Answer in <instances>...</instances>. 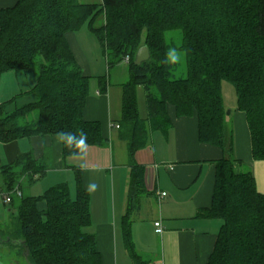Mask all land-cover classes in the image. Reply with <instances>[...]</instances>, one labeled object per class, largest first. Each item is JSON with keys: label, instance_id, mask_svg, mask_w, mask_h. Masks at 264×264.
<instances>
[{"label": "trees", "instance_id": "1", "mask_svg": "<svg viewBox=\"0 0 264 264\" xmlns=\"http://www.w3.org/2000/svg\"><path fill=\"white\" fill-rule=\"evenodd\" d=\"M86 23L109 69L130 58V80L122 86L120 134L130 156L122 229L134 264H148L132 236L133 214L148 194L144 168L134 158L147 144L148 122L154 129L170 127L169 105L180 117L196 112L200 140L221 147L225 154L216 163L212 206L198 213L199 218L222 221L208 264H264V194L258 191L252 171L237 170L242 164L235 158L222 93L223 82L233 85L238 109L247 116L253 157L263 161L264 0H101L100 4L18 0L13 8H0V79L10 71L37 73L34 103L14 112L0 106V141L61 131L78 134L82 129L88 146L104 145L101 124L84 120L90 78L83 74L67 39L68 33ZM169 32L181 33L178 49L186 58V78L174 79L175 64L163 63L172 48ZM143 46L149 48L150 59L137 66L136 54ZM102 85L105 91V80ZM138 88L145 91L147 119L139 113ZM33 114L35 119L30 118ZM62 148L65 159L72 157V150L63 144ZM75 172L74 200L66 183L39 197L24 193L26 186L47 173L46 165L31 154L2 168L4 191L21 192V196L13 194L11 202L19 200L18 227L6 231L5 239L19 243L31 264H102L96 237L86 231L91 225V197L79 170Z\"/></svg>", "mask_w": 264, "mask_h": 264}, {"label": "crops", "instance_id": "2", "mask_svg": "<svg viewBox=\"0 0 264 264\" xmlns=\"http://www.w3.org/2000/svg\"><path fill=\"white\" fill-rule=\"evenodd\" d=\"M17 2L0 0V8H13ZM85 28L87 26L68 33L67 39L83 74L90 78L84 120L101 124L104 145L88 146L86 157L80 161L64 158L62 144L57 142L56 135L0 141V190L6 189L2 168L31 154L46 165L47 173L43 179L25 187L27 195L39 197L50 188L66 183L75 200V169H78L85 190L90 182L98 185L97 191L90 194L91 225L86 231L96 237L102 264H134L126 249L122 229L127 208L130 156L128 143L121 138V128H117L121 110L118 90L112 84L113 74L117 81L115 86L119 87L125 84V76L120 65L109 69L98 39ZM104 80L106 90L102 91ZM36 85L37 73L33 70L3 74L0 106L5 105L7 112H14L34 103L37 98L32 91ZM236 107L237 110L227 113L226 121L231 123L228 131L232 133L235 158L242 164L237 165V170L252 171L258 191L264 194V160L256 161L253 157L247 116L238 109L237 97ZM167 113L170 127L154 129L148 122L147 144L135 154L134 162L144 168L148 194L142 197L139 210L133 214L134 245L148 264H208L222 221L199 218L198 213L212 206L216 163L224 158V150L200 140L196 112L190 117H180L175 107L169 105ZM147 117L148 110L143 119ZM81 163L85 170H81ZM163 193L166 196H162ZM7 206L13 205L0 203V233L7 225ZM156 222L162 223V234L156 232ZM5 236L0 237L3 240L0 241V264H31L22 255L20 244L9 242Z\"/></svg>", "mask_w": 264, "mask_h": 264}, {"label": "rangeland", "instance_id": "3", "mask_svg": "<svg viewBox=\"0 0 264 264\" xmlns=\"http://www.w3.org/2000/svg\"><path fill=\"white\" fill-rule=\"evenodd\" d=\"M79 1H80V3H83V4H100L101 3V0H79ZM84 26H87V28H85V30L90 31L88 23H86ZM167 41L172 46V48H176L177 51L180 52L182 55L181 62L178 64H175L172 77L174 79L186 78V76H187L186 58H185L184 53L178 49L179 45L181 44V33L180 32H169L167 34ZM116 67H114V68H116ZM120 68H121V70L125 76L123 83H127L130 80L129 67L127 64L123 63L120 65ZM112 84H113V88H116L118 90L117 92L119 93L118 94L119 99H117V100H118L119 110H121V113H120V118L118 117L119 119L118 118L117 119L120 121L122 119L123 88L119 87V86H115L117 84V81L115 79L114 74L112 77ZM222 93H223L225 107L227 110L226 112L228 113L230 110H237L236 94H235V90H234L233 85L230 84L229 82H223ZM137 101H138V106H139L138 107L139 113H140L141 118L143 119L146 117V110H147L146 96H145V91L143 88H138V90H137ZM30 118L35 119L36 114H33ZM227 128L228 129L231 128L230 122H229V124H227ZM26 191L27 190H25V193L27 194ZM18 205H19V200H16L15 205L9 206V207L7 206L5 209V211H6L5 223L7 225L4 228L3 227L1 228V230L4 231L1 234L4 236L7 235V234H5V231L15 230L18 227L17 226V208H18ZM9 227H10V229H9Z\"/></svg>", "mask_w": 264, "mask_h": 264}, {"label": "clouds", "instance_id": "4", "mask_svg": "<svg viewBox=\"0 0 264 264\" xmlns=\"http://www.w3.org/2000/svg\"><path fill=\"white\" fill-rule=\"evenodd\" d=\"M182 60V55L177 51L176 48H170L166 53V58L163 63L166 64H178ZM56 140L58 143L63 144L66 148L72 150L71 155L74 159L83 161L87 155L88 143H87V133L82 129L77 133L72 132H58L56 134ZM81 170H85V165L81 163ZM98 185L94 182H90L86 185V191L89 194L97 191Z\"/></svg>", "mask_w": 264, "mask_h": 264}, {"label": "built area", "instance_id": "5", "mask_svg": "<svg viewBox=\"0 0 264 264\" xmlns=\"http://www.w3.org/2000/svg\"><path fill=\"white\" fill-rule=\"evenodd\" d=\"M129 61H130V58L127 57L125 60H124V63L125 64H129ZM117 128H120V126H118ZM17 195V196H21V192L18 190V188H16L13 192H5L3 190H0V203H3V204H10L12 202V195ZM162 196H166L165 193L162 194ZM155 227H156V232L158 234H162L163 231H164V228L162 226V223L161 222H156L155 223Z\"/></svg>", "mask_w": 264, "mask_h": 264}, {"label": "water", "instance_id": "6", "mask_svg": "<svg viewBox=\"0 0 264 264\" xmlns=\"http://www.w3.org/2000/svg\"><path fill=\"white\" fill-rule=\"evenodd\" d=\"M150 59V50L147 46H143L139 49L136 54L135 64L137 66L142 65L144 62H147ZM230 112H228L229 114Z\"/></svg>", "mask_w": 264, "mask_h": 264}]
</instances>
